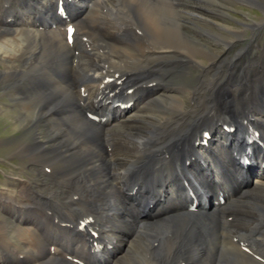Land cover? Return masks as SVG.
Returning <instances> with one entry per match:
<instances>
[{"label":"bare ground","instance_id":"6f19581e","mask_svg":"<svg viewBox=\"0 0 264 264\" xmlns=\"http://www.w3.org/2000/svg\"><path fill=\"white\" fill-rule=\"evenodd\" d=\"M188 5L0 0V43L24 44L0 58V100L31 132L14 155L55 184L0 193L2 264H264V46L248 56L264 20L228 28Z\"/></svg>","mask_w":264,"mask_h":264},{"label":"rangeland","instance_id":"374dc122","mask_svg":"<svg viewBox=\"0 0 264 264\" xmlns=\"http://www.w3.org/2000/svg\"><path fill=\"white\" fill-rule=\"evenodd\" d=\"M187 3L189 4L188 5L189 10H191V8L192 10H194L195 6H197L198 11L203 12L205 16L203 17L201 15L202 18H206L213 22L219 23L220 25L227 26L228 28L238 29V28H242L243 24H253L255 22H262L264 20V7L261 3L255 2L254 0H244L241 2L238 0H187ZM188 18L191 19L192 17L189 16ZM192 23L201 27V24L199 22H190L191 25H193ZM253 31L254 30L248 29L247 36L241 42H239L237 46L233 48L228 55L235 56L242 49L248 48L252 44V36L255 33ZM258 33L261 36L259 35L260 37L256 39V42L254 44V49L251 52L252 54L248 56L260 55L263 52L262 48L264 46V28L258 31ZM250 36L251 38H249ZM201 39L204 40V42H210L208 39H205V37H202ZM217 47H219L218 49L220 50L223 46L222 44H220L217 45ZM229 61L230 60H228V62ZM198 74H199L198 69L196 70L195 68H191L190 75H188V77L193 82L197 80ZM166 86L168 87V84H166ZM185 101L187 104H189L188 99H186ZM0 102L3 105L2 107H4V108L0 107V193H2L3 191L13 196H17V194L14 193L16 192V190L19 191L18 190L19 184H17V180L18 179L27 180L29 178L31 179L33 184L37 186L45 187V191L42 190L41 192L49 193L51 191H54L55 184L50 177H47L44 181L42 179L43 177L41 178L40 175L38 174V172L40 171L39 168L37 169L31 166L27 161L21 159L18 156L16 157L14 155V153L16 154L17 152L16 149L18 148V146L25 139H27L29 135H31V132L26 131V127L21 126L20 125L21 123L17 122L18 121L16 120L18 119L17 112L13 111L11 107L4 106L9 103V100L7 98L4 97V99H1ZM139 110L143 111L144 107L142 106ZM130 112H128V114ZM40 132L43 133V135H47L45 134L47 132H46V128H44V125L41 126ZM214 134L216 135V133ZM213 138L215 139L214 135ZM200 147L198 146V148ZM210 148H213L212 144ZM47 172L44 173V175H46ZM33 180H35L37 183H34ZM255 181H257V176L253 175L252 182ZM40 183L42 184L39 185ZM10 185L13 186L10 187ZM62 195L63 197L66 196L64 194ZM7 217H8L7 214L3 211L2 208H0V220L7 221L8 220ZM8 231L10 232L9 236L14 238L15 234L13 231V226L11 224L8 225ZM1 238H2V233L0 232V239ZM0 264L2 263L0 262Z\"/></svg>","mask_w":264,"mask_h":264},{"label":"clouds","instance_id":"9594fccd","mask_svg":"<svg viewBox=\"0 0 264 264\" xmlns=\"http://www.w3.org/2000/svg\"><path fill=\"white\" fill-rule=\"evenodd\" d=\"M18 43H15L12 47H6V43H8V38H6L5 43H0V58L8 57V56H18L22 51L24 44L22 37L16 38Z\"/></svg>","mask_w":264,"mask_h":264},{"label":"snow or ice","instance_id":"6c2138e0","mask_svg":"<svg viewBox=\"0 0 264 264\" xmlns=\"http://www.w3.org/2000/svg\"><path fill=\"white\" fill-rule=\"evenodd\" d=\"M72 30L71 29H69V32H71Z\"/></svg>","mask_w":264,"mask_h":264}]
</instances>
